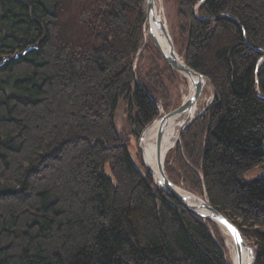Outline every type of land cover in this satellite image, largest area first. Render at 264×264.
<instances>
[{"label":"trees","instance_id":"trees-1","mask_svg":"<svg viewBox=\"0 0 264 264\" xmlns=\"http://www.w3.org/2000/svg\"><path fill=\"white\" fill-rule=\"evenodd\" d=\"M175 2V48L215 97L167 175L264 264V0ZM145 26V0H0V63L43 39L0 69V264H231L130 151L179 78Z\"/></svg>","mask_w":264,"mask_h":264},{"label":"water","instance_id":"water-1","mask_svg":"<svg viewBox=\"0 0 264 264\" xmlns=\"http://www.w3.org/2000/svg\"><path fill=\"white\" fill-rule=\"evenodd\" d=\"M145 16H146V24L149 22L150 18H152L155 26H157L158 28L161 29V31L163 32V35L166 39L168 48H167V51L164 52L161 49L160 44H159L156 36L154 35L152 30L150 29V31H149L150 41H151L152 45L158 51V53L161 56V58L163 59V61L177 74L185 75V76L192 78V79L194 78V79H196V81L193 82L194 92H193L192 96L189 97V99L186 102H183L182 105L177 110L170 112L169 114H167L163 118L160 117V118L156 119L154 122H152L143 131V133L139 137V151H140V153H142V151H143L142 141H143L144 133L149 128L153 127L154 125L157 124V122H159V124L161 125V127L159 129V141H160L161 137L163 135L164 126L168 122V120L171 119L172 117H175V116L185 118L191 112V110L194 108V106L198 103V101L201 99L207 84H210V86H211L210 81L206 77L197 73L195 70L191 69L184 62L183 58L178 54V52L175 48V45H174L172 35H171L170 31L168 30L166 23L163 24L159 19L156 18L155 0H145ZM42 41H43V39L37 45L29 47L28 49H26L21 54L16 53L14 56H5L2 59V62L0 63V69L3 68L10 61H17L20 58L26 57L29 53H31L33 51H37L39 49V44H41ZM147 44H148V42H145L142 50L147 46ZM214 97L215 96L213 94L212 102L214 100ZM212 102H211V104H212ZM209 106H207L199 115H201L203 112H205L209 108ZM195 119L196 118H194L192 121H189L181 129V131L179 133V139H180L184 129L187 126H189ZM133 163L135 164V166L137 168H139L136 165L134 158H133ZM141 163H142L144 169L154 179L152 172H151V169L145 164L142 157H141ZM159 170H160V174H161V181H160V185H157V183H156V185L158 186V188L160 190H162L170 198L174 199L178 204H180L188 212L200 217L204 221H210V222L218 225L219 227H224L225 229L229 230L233 236L234 242H235L239 252H241V248L248 249L249 252L251 253V255L253 256V264H255L254 249L247 244L246 240L243 238V236H242L241 232L238 230V228L227 217H225L222 213H220L219 211H217L215 208H213L210 205L206 196L201 198L199 196L191 194V197H189V198L183 197L177 191L178 187L168 177L166 170H165V165H161L159 167ZM233 229H235V231L237 233H239V237H237L234 234Z\"/></svg>","mask_w":264,"mask_h":264},{"label":"bare ground","instance_id":"bare-ground-1","mask_svg":"<svg viewBox=\"0 0 264 264\" xmlns=\"http://www.w3.org/2000/svg\"><path fill=\"white\" fill-rule=\"evenodd\" d=\"M162 0H155V8H156V18L159 19L163 24L166 23L162 17V7H161ZM167 25V24H166ZM150 29L156 36L161 49L166 52L167 51V42L163 35V32L160 28L155 26L152 18H150L149 22L145 26L144 30V42H151L149 31ZM188 82V92L184 93L183 102H186L189 97L192 96L194 92L193 82L196 79L189 78L185 75H182ZM207 87L210 89V84H207ZM212 88V87H211ZM211 99L206 98L200 99L198 103L194 106L191 112L185 117L181 118L179 116L172 117L168 120V122L164 126L163 135L161 140L159 141V129L161 125L157 122L156 125L149 128L143 136L142 141V148L143 151L140 153V160L141 157L143 158L145 164L151 169L152 175L154 177L155 182L157 185H160L161 181V174L159 167L161 165H165L166 159L169 154L176 148L179 142V133L181 129L189 122L192 121L194 118H197L199 114L205 109L201 107V104H210ZM166 114L162 115L163 118ZM140 152V151H139ZM177 191L185 198L191 197V194L177 188ZM223 234L226 236L227 241L226 245L229 249V255L231 259V264H253V256L246 248H241V252L237 249V246L234 242L233 236L231 232L224 227H220ZM240 253V254H239Z\"/></svg>","mask_w":264,"mask_h":264},{"label":"rangeland","instance_id":"rangeland-1","mask_svg":"<svg viewBox=\"0 0 264 264\" xmlns=\"http://www.w3.org/2000/svg\"><path fill=\"white\" fill-rule=\"evenodd\" d=\"M161 7H162V11H163L162 17L167 24L168 30L170 31V33H171V31H172V33H176V31H178L177 27L179 24V18H178V7H177L175 0H162ZM145 56H147V54ZM168 91H169L168 92L169 94H167L166 102H168L169 107L167 108L168 110H165L163 103L159 102V104H158V109H159V114H160L159 118L163 114L167 115L170 112L177 110L182 105L184 93L188 92L187 80L182 75H179V78H177L173 83L168 84ZM213 93H214L213 88L210 87V89H209L206 86L201 99L205 100L206 98H210L211 102H212ZM211 102H210V104H211ZM210 104H207V103L204 104L203 103V104H201V107L206 108ZM123 124H124V120L120 121V125H121L122 130H126L122 126ZM130 151H131L132 155H134V158L136 159V161L138 162L140 160L139 155H138L139 154V140L138 139L133 140L131 142ZM170 168H172V170L175 169L176 168V162H174ZM165 170H166V168H165ZM166 173H167V171H166ZM154 183L156 184L155 180H154ZM174 184L178 188H180V189H182V190H184L190 194L201 197L200 195H198L196 193L190 192L189 189H187L182 183H180V184L174 183ZM201 198H203V197H201ZM217 227L223 236V239L225 242V247L227 250V254H228L229 260L231 262L230 255H229V249L226 245L227 238L223 234V232L221 231V228L218 225H217Z\"/></svg>","mask_w":264,"mask_h":264},{"label":"snow or ice","instance_id":"snow-or-ice-1","mask_svg":"<svg viewBox=\"0 0 264 264\" xmlns=\"http://www.w3.org/2000/svg\"><path fill=\"white\" fill-rule=\"evenodd\" d=\"M233 232H234V234H235L237 237H239V233H237V232L235 231V229H233Z\"/></svg>","mask_w":264,"mask_h":264}]
</instances>
